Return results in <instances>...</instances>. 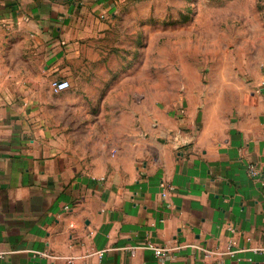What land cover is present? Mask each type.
Returning <instances> with one entry per match:
<instances>
[{
	"label": "crops",
	"instance_id": "obj_1",
	"mask_svg": "<svg viewBox=\"0 0 264 264\" xmlns=\"http://www.w3.org/2000/svg\"><path fill=\"white\" fill-rule=\"evenodd\" d=\"M123 2L0 0V264H264V185L247 169L264 170V57L230 94L189 86L161 114L129 99L126 70L85 74L116 62ZM150 240L182 248L125 249Z\"/></svg>",
	"mask_w": 264,
	"mask_h": 264
},
{
	"label": "rangeland",
	"instance_id": "obj_2",
	"mask_svg": "<svg viewBox=\"0 0 264 264\" xmlns=\"http://www.w3.org/2000/svg\"><path fill=\"white\" fill-rule=\"evenodd\" d=\"M116 23L104 48L116 62L87 64L85 74L109 81L126 70L129 99L143 94L161 114H176L189 86L212 97L230 94L264 57V0H124Z\"/></svg>",
	"mask_w": 264,
	"mask_h": 264
},
{
	"label": "built area",
	"instance_id": "obj_3",
	"mask_svg": "<svg viewBox=\"0 0 264 264\" xmlns=\"http://www.w3.org/2000/svg\"><path fill=\"white\" fill-rule=\"evenodd\" d=\"M52 87L54 89L55 92H62L65 91L69 88H71V82L68 79H58L52 82ZM248 172L249 174L254 177L255 179H257L262 185H264V170L260 169L257 165L250 163L247 166ZM162 188H163V196L166 197L167 193H168V184L163 182L162 184ZM194 247H197L198 249H200L202 252H204L206 257H211L213 254V251L200 247L198 245H192ZM182 248V246H177V247H168V246H163V245H159L157 243H155L154 241H148L146 242L144 245L141 246H127L125 247V249H128L131 251V253H135L138 249H150L152 250L156 255L158 256H164L167 255L175 250H178ZM258 250H264V248L262 249H258ZM235 251L230 249L229 251H227L228 254L230 253H234ZM36 255L39 256H44V257H48V258H56V256L44 252V251H35L34 252ZM4 255V253H1ZM70 261L72 262V259H70Z\"/></svg>",
	"mask_w": 264,
	"mask_h": 264
}]
</instances>
